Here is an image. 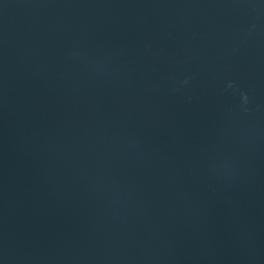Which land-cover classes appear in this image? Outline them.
Here are the masks:
<instances>
[{
	"label": "water",
	"instance_id": "obj_1",
	"mask_svg": "<svg viewBox=\"0 0 264 264\" xmlns=\"http://www.w3.org/2000/svg\"><path fill=\"white\" fill-rule=\"evenodd\" d=\"M0 264H264V0H0Z\"/></svg>",
	"mask_w": 264,
	"mask_h": 264
}]
</instances>
